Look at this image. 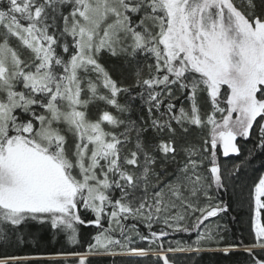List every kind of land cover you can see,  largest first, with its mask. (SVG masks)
Listing matches in <instances>:
<instances>
[{
	"label": "snow or ice",
	"instance_id": "6c2138e0",
	"mask_svg": "<svg viewBox=\"0 0 264 264\" xmlns=\"http://www.w3.org/2000/svg\"><path fill=\"white\" fill-rule=\"evenodd\" d=\"M241 139L253 143L248 158L264 153V0H0V248L22 243L33 222L73 245L78 226L91 225L98 232L71 253L75 264L102 253L173 264L168 253L215 240L200 227L228 206L200 207L198 197L225 187L220 159L239 156ZM169 164L177 168L165 182ZM248 197L255 242L243 250L264 264V174ZM188 212L199 213L190 226ZM165 229L196 231L195 247L165 248ZM133 236L156 247H133ZM0 264L63 260L5 255Z\"/></svg>",
	"mask_w": 264,
	"mask_h": 264
},
{
	"label": "trees",
	"instance_id": "16d2710c",
	"mask_svg": "<svg viewBox=\"0 0 264 264\" xmlns=\"http://www.w3.org/2000/svg\"><path fill=\"white\" fill-rule=\"evenodd\" d=\"M151 61H148L150 63ZM111 67L117 69L116 75L123 73L125 83L131 82V70L127 68V65H122L121 61L113 58L109 61ZM143 66V64L141 65ZM145 71H147L145 69ZM127 99L122 97L121 100ZM179 105V101H177ZM133 111L131 113L132 119H138L145 115L144 109L141 107L139 100L132 102ZM149 138H152V133L147 134ZM199 138V133L193 132L188 140L196 143ZM238 143L241 147V153L239 156H230L228 158L221 157L220 163L222 170L225 173V187L216 190L214 187L209 190V195L212 196V200H207L202 194L198 197V205L200 207L206 204L223 203L228 206V211L218 214L216 217H210L205 220L200 227V231L203 232L205 228L212 230L215 240L202 244V250L199 252H177L168 253L170 261L173 264H249V254L243 250V246L254 243V230L252 227V215L253 213L249 208V187L253 181L260 174H264V153L259 151L248 158V152L253 148V143L250 140H239ZM183 159V153H181L177 160ZM233 165H240V171L236 172L231 177H228L227 173L233 168ZM176 164L167 165V175L161 177L165 182L171 181L174 178ZM206 175V173H205ZM152 189H149V195ZM82 218L91 219L92 214H85L82 210ZM199 213L192 215L190 212L186 213V220L184 223L191 225L195 221V217ZM126 228H131L133 224L137 226V229L141 233L147 234V228L144 224L137 220L128 219L124 221ZM105 227H108L105 222ZM165 228L161 222L153 225V230H159ZM169 231L170 235L164 238V246L167 248L169 244L175 247L177 243L180 245H193L195 247V241L197 239V232H174L171 229H165ZM80 243L73 245L69 243L67 234L62 231L52 230L48 225H41L33 222L28 230H26L25 238L20 244H12L4 248H0V257L5 255L15 256H29V257H55L63 260V264H75V257L71 255L73 252H84L87 249V245L92 241L98 229L91 225L78 226ZM113 235L121 239L119 232L113 233ZM218 241V242H217ZM133 247H152L156 245H150L148 241H141L137 237L133 236ZM234 246L231 251L225 253L220 249L225 247ZM117 252L120 250L117 248ZM92 264H162L158 258L154 255H150L143 259H134L127 257L126 255H110L108 253H102L89 257Z\"/></svg>",
	"mask_w": 264,
	"mask_h": 264
},
{
	"label": "rangeland",
	"instance_id": "374dc122",
	"mask_svg": "<svg viewBox=\"0 0 264 264\" xmlns=\"http://www.w3.org/2000/svg\"><path fill=\"white\" fill-rule=\"evenodd\" d=\"M14 44H17V46H18V42H13ZM26 54V53H25ZM150 255H154V254H150ZM149 255V256H150ZM127 257H131V258H134V259H143V258H146V257H137V256H131V255H126ZM155 256V255H154Z\"/></svg>",
	"mask_w": 264,
	"mask_h": 264
}]
</instances>
